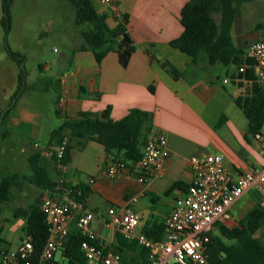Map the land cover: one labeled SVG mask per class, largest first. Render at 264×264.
Listing matches in <instances>:
<instances>
[{
	"label": "crops",
	"instance_id": "0c3cea01",
	"mask_svg": "<svg viewBox=\"0 0 264 264\" xmlns=\"http://www.w3.org/2000/svg\"><path fill=\"white\" fill-rule=\"evenodd\" d=\"M92 1L112 29L124 15L129 16L128 30L136 51L127 67L120 64L115 52L98 63L91 51L74 53L83 45L79 29L77 44L67 49L60 60L39 65L36 73L26 72L25 89L13 101L19 89L21 71L18 72L12 104L6 109L8 115L0 134V148L4 147L5 156L0 178H31L30 158L39 152L41 164L49 170L52 181L59 184L58 188L53 193L27 182L13 187L12 192H39L30 206L46 197L66 201L68 187L89 188L85 209L94 214L91 229L102 241L117 247L121 234H113L106 227L109 208L129 207L139 213V234H144L146 228L165 226L192 182L193 156L222 155L225 167L236 174L263 168L264 128L259 134H251L249 121L236 103L242 95L238 68L196 65L190 56L170 46L183 34L181 13L189 0H116L113 5ZM244 5L236 15L232 37L236 47L248 55L250 45L264 40V24L249 25L242 10ZM2 18L1 6V27ZM15 26L12 23L10 33L15 31L24 40L26 31L16 28L17 31ZM109 108L114 121L124 119L134 109L153 115V133L163 134L168 142L169 157L161 177L148 184H141L134 176L108 178L106 170L111 156L96 141L74 149L66 170L59 171L48 145L51 133L63 125L65 117L78 122L82 112L101 116ZM132 198H137V202L131 203ZM255 198L264 203V195L253 188L233 205L231 220L221 224L231 229L237 227L254 207ZM0 226L9 249H16L25 239V225L8 238L4 237L5 226ZM69 228L76 232L75 218ZM103 229L108 236H103ZM260 235L264 236V228ZM60 254L61 260L68 262L63 252ZM126 257L133 260L135 253L127 251ZM54 263L64 264L57 256Z\"/></svg>",
	"mask_w": 264,
	"mask_h": 264
},
{
	"label": "trees",
	"instance_id": "16d2710c",
	"mask_svg": "<svg viewBox=\"0 0 264 264\" xmlns=\"http://www.w3.org/2000/svg\"><path fill=\"white\" fill-rule=\"evenodd\" d=\"M75 10L76 26L80 28L83 45L78 51H91L98 63L111 52L117 53L123 67L136 51V44L131 37L128 25L129 16L124 15L116 28L107 23V17L99 14L92 0H67ZM258 0H189L181 13L183 34L170 43L173 49L187 54L198 65L206 63L209 66L236 67L248 66L246 73H239V88L242 95L237 98V105L244 111L249 121V132L259 134L264 128V92L257 82L254 61L247 53L236 47L232 37V29L239 9L246 3ZM12 0H2V26L7 39L12 26ZM216 15L221 16L218 23ZM8 47V46H7ZM8 55L19 66L23 64V56L7 48ZM26 71L24 67L19 74V89L15 101L25 89ZM111 109L101 116L82 112L80 120L73 122L67 117L59 128L50 136L48 145L52 148L57 164V154L54 147L64 146L63 163L68 166L72 151L81 149L88 141H96L102 145L111 159H122L127 163L138 164L143 157L145 146L153 133V115L138 109L131 110L128 115L114 121L110 117ZM8 111L0 113V134L4 118ZM58 116L62 114L57 111ZM1 140V137H0ZM42 156L38 152L30 158L33 175L31 178L18 175L0 178V205L8 204L14 199L13 187H22L30 182L39 189L54 191L59 184L52 181L49 170L41 164ZM62 187L65 184L61 185ZM60 186V187H61ZM69 199L86 208L90 195L85 186L68 187ZM21 193V192H19ZM52 193V192H51ZM66 194V192H60ZM42 201L38 200L28 207L13 209V217L25 222L24 235L34 245L39 255L49 237L46 217L41 211ZM264 228V203L255 198L254 207L246 214L235 228H228L218 223L210 235L211 241L207 247V257L211 264H264V239L259 234ZM3 227L0 226V250L8 248V243L2 237ZM144 234L154 240L165 236V226L160 224L146 228ZM83 236L71 232L63 249L68 264H86V257L81 250ZM121 256L124 264H149L147 250L137 242L119 237V245L112 247ZM127 251H133L135 258L126 257Z\"/></svg>",
	"mask_w": 264,
	"mask_h": 264
},
{
	"label": "built area",
	"instance_id": "2783aa9c",
	"mask_svg": "<svg viewBox=\"0 0 264 264\" xmlns=\"http://www.w3.org/2000/svg\"><path fill=\"white\" fill-rule=\"evenodd\" d=\"M115 1L99 0L103 5H113ZM248 57L254 61L257 82L264 92V40L249 46ZM247 68L242 66L239 73L245 74ZM53 150L57 154V167L64 172L67 167L63 163L65 147L57 146ZM168 157L166 137L161 133H152L138 164L111 159L106 176L110 179L122 175L134 176L141 184H148L161 177ZM190 163L192 182L185 197L177 201L166 219L163 239L154 240L137 233L141 217L129 207H111L108 210L106 227L113 234H121L126 240L145 248L149 264H211L206 252L216 225L231 220L233 205L249 190L256 188L264 195V167L236 174L225 167L224 157L219 154L195 155ZM130 202L136 203L137 198H132ZM41 211L49 230L42 252L38 255L33 243L25 238L16 249L0 250V264H62L54 262L71 234L69 224L74 218L76 232L84 238L81 250L86 264H124L111 245L102 241L91 229L94 214L83 205L70 199L59 201L46 197Z\"/></svg>",
	"mask_w": 264,
	"mask_h": 264
},
{
	"label": "rangeland",
	"instance_id": "374dc122",
	"mask_svg": "<svg viewBox=\"0 0 264 264\" xmlns=\"http://www.w3.org/2000/svg\"><path fill=\"white\" fill-rule=\"evenodd\" d=\"M1 6L2 0H0V11ZM242 10L249 25L255 22L264 24L263 0L248 3ZM11 17L12 23L16 25L15 30L19 31L16 28H20L26 31V38L21 39L14 31L5 39L4 28L0 25V113L6 111L12 104L17 73L23 67L27 73H36L39 65L54 64L80 39L78 37L80 28L75 23V10L67 0H12ZM216 20L220 22V15H216ZM7 46L24 57L20 68L8 55ZM3 153L4 147L1 146L0 174L5 159ZM5 164L8 166L7 162ZM24 194L14 192V199L11 202L0 205V224L5 226L6 238L20 231L25 225L23 220L13 217V209L28 206L36 194L40 193L24 192ZM102 231L103 236H108L107 230ZM261 238L264 239V236ZM60 255L57 254V260L68 264L67 261L61 260Z\"/></svg>",
	"mask_w": 264,
	"mask_h": 264
}]
</instances>
